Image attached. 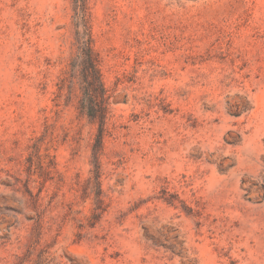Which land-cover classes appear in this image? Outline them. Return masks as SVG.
<instances>
[{
    "label": "rangeland",
    "instance_id": "1",
    "mask_svg": "<svg viewBox=\"0 0 264 264\" xmlns=\"http://www.w3.org/2000/svg\"><path fill=\"white\" fill-rule=\"evenodd\" d=\"M0 264H264V0H0Z\"/></svg>",
    "mask_w": 264,
    "mask_h": 264
},
{
    "label": "trees",
    "instance_id": "2",
    "mask_svg": "<svg viewBox=\"0 0 264 264\" xmlns=\"http://www.w3.org/2000/svg\"><path fill=\"white\" fill-rule=\"evenodd\" d=\"M77 58H79V64L77 65L79 66L82 79L80 108L89 118H98L99 128L97 140L100 142L105 119L107 96L105 95V88L100 77V72L89 39H80V50Z\"/></svg>",
    "mask_w": 264,
    "mask_h": 264
}]
</instances>
